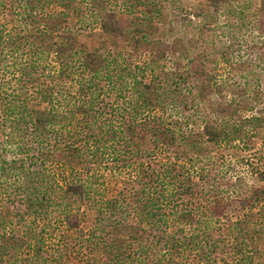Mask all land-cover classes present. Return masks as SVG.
<instances>
[{
	"label": "trees",
	"instance_id": "16d2710c",
	"mask_svg": "<svg viewBox=\"0 0 264 264\" xmlns=\"http://www.w3.org/2000/svg\"><path fill=\"white\" fill-rule=\"evenodd\" d=\"M108 2L0 0V264H264V184L244 176L264 165L235 171L264 125L240 114L250 70L214 88L225 54L151 36L153 0ZM72 18L121 41L87 47Z\"/></svg>",
	"mask_w": 264,
	"mask_h": 264
},
{
	"label": "rangeland",
	"instance_id": "374dc122",
	"mask_svg": "<svg viewBox=\"0 0 264 264\" xmlns=\"http://www.w3.org/2000/svg\"><path fill=\"white\" fill-rule=\"evenodd\" d=\"M153 1L160 4L161 14L151 36L162 38L165 41H171L174 38L181 39L185 45L195 47L192 52L196 55L202 52L215 54L218 57L219 55L222 56V53L225 54L229 60L223 61L220 59L215 66L213 57L207 60L208 65L214 67L216 74L214 88L216 86L221 87L225 80L231 81L232 84L238 87L244 81V75H240V72L244 71L243 73L246 74L248 72L245 71L250 70L248 78L252 77V83L249 88L262 94V96L260 101L253 102L255 108L252 112H242L240 114L242 116L251 114L264 117V0H224L223 3L220 2L219 4V12L209 6L207 0ZM108 3L111 6L123 8L124 5L130 3V0H109ZM137 14L140 15V12ZM125 17L129 21L128 17ZM0 20L6 21V18L0 17ZM91 21L93 20L88 18L86 21L76 22L72 18L69 22L75 28H78L79 41L87 47L99 48L101 41H106L105 52L108 51V48L112 51L115 50L116 44L114 42L121 40L115 37V39L104 37L97 23ZM118 43L120 44V42ZM148 55L149 53L134 56L131 59L134 62H142ZM195 65L200 69L199 62H195ZM233 69L236 75L232 76L229 71ZM229 75H231V78H229ZM199 79V77L190 78V81L196 84ZM215 92L217 94H213L212 97L214 101H224L233 97L229 90L221 92V94L218 93V90ZM249 93H251L250 90ZM239 95L241 94L239 93ZM260 110L261 112H259ZM252 142L253 146L246 154H250L249 161L237 163L235 171L244 173L247 164L253 165L254 168H262L264 165L260 163V153L264 152V125L259 128L258 135L252 139ZM240 154L245 153L240 152ZM244 176L246 177V183L250 185L259 186L264 184L256 175L251 177L248 173ZM84 212L82 227L86 230L91 225L93 214L89 210H84Z\"/></svg>",
	"mask_w": 264,
	"mask_h": 264
}]
</instances>
